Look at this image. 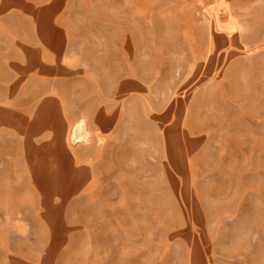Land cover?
I'll list each match as a JSON object with an SVG mask.
<instances>
[{
    "label": "rangeland",
    "instance_id": "obj_1",
    "mask_svg": "<svg viewBox=\"0 0 264 264\" xmlns=\"http://www.w3.org/2000/svg\"><path fill=\"white\" fill-rule=\"evenodd\" d=\"M68 31L109 156L0 264H264V0H70Z\"/></svg>",
    "mask_w": 264,
    "mask_h": 264
},
{
    "label": "crops",
    "instance_id": "obj_2",
    "mask_svg": "<svg viewBox=\"0 0 264 264\" xmlns=\"http://www.w3.org/2000/svg\"><path fill=\"white\" fill-rule=\"evenodd\" d=\"M69 3L0 0V255L5 238L33 236L36 206L80 194L85 175L109 156L114 101L67 89L78 81L69 75ZM83 118L97 133L89 145L71 142Z\"/></svg>",
    "mask_w": 264,
    "mask_h": 264
},
{
    "label": "bare ground",
    "instance_id": "obj_3",
    "mask_svg": "<svg viewBox=\"0 0 264 264\" xmlns=\"http://www.w3.org/2000/svg\"><path fill=\"white\" fill-rule=\"evenodd\" d=\"M113 59V58H112ZM78 124V125H77ZM76 124V127L74 128V130L72 129V134H71V139H73L74 141H82L85 138H87V134L86 132H84V123L79 122ZM72 142V141H71ZM256 148V147H255ZM167 158V157H166ZM168 161V160H167Z\"/></svg>",
    "mask_w": 264,
    "mask_h": 264
}]
</instances>
